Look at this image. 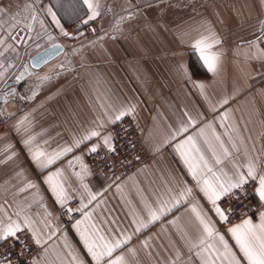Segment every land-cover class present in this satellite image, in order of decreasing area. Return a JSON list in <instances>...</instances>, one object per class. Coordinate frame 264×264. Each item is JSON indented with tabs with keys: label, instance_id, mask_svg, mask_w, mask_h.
<instances>
[{
	"label": "crops",
	"instance_id": "1",
	"mask_svg": "<svg viewBox=\"0 0 264 264\" xmlns=\"http://www.w3.org/2000/svg\"><path fill=\"white\" fill-rule=\"evenodd\" d=\"M93 2L99 15L85 24L90 13L83 0H0L5 9L0 15V90L10 79L26 88V108L14 115L9 130L0 131V234L12 222L32 235L36 230L42 251L33 264H96L81 240L85 228L100 244L121 241L105 261L123 257L125 264H203L208 254L192 247L203 235L195 207L224 236L240 264H247L228 231L245 219L221 229L222 221L177 145L193 138L199 149L191 152L193 162L202 169L197 179L214 181L200 155L225 182L239 175L251 179V165L255 198L264 213L257 192L264 176V0H216L213 9L185 13L170 25L150 19L137 33L132 31L137 21L130 17L142 11L139 1L136 6L129 0ZM126 17L130 24L114 29V21ZM28 25L32 32L19 45L11 37L20 28L29 30ZM201 39L220 42L210 50L219 57L214 72L194 47ZM56 42L65 53L41 70L29 69L30 58ZM71 63L77 75L68 69ZM127 109L133 111L114 119ZM126 118L140 130L153 159L121 181L94 174L88 164L91 149L105 146V137H111L112 145L111 128ZM182 126L187 131L179 133ZM92 131L100 135L91 137ZM36 150L59 155L42 167L33 159ZM55 173H60L55 179L68 201H81L85 213L79 220L90 216L80 231L76 223L65 229L57 214L62 206L47 182ZM188 188L191 195L180 197ZM89 192L95 199H89ZM161 206L166 210L149 222V211ZM247 220L259 224L260 216ZM140 222L147 226L137 231ZM209 242L222 251L218 239Z\"/></svg>",
	"mask_w": 264,
	"mask_h": 264
},
{
	"label": "snow or ice",
	"instance_id": "2",
	"mask_svg": "<svg viewBox=\"0 0 264 264\" xmlns=\"http://www.w3.org/2000/svg\"><path fill=\"white\" fill-rule=\"evenodd\" d=\"M83 2L87 6L88 11L90 13L88 19L84 20V23L87 24L90 20L95 19L96 16L99 15V13L97 11V5L93 2V0H83ZM27 7L30 6H26V8ZM48 11L49 14L52 16V20L58 23L55 14L52 13L50 9ZM4 13L5 9L3 7H0V15H3ZM31 19L36 20V17L33 15L31 16ZM16 23L18 24L19 21L17 20ZM28 28L30 29L31 25H28ZM61 31L64 36L69 35V33L63 32V29H61ZM11 38L16 39V37L14 36ZM3 43L4 41L0 40V44ZM219 43L220 42L218 40L209 43L206 39H201L194 44V47L200 51L201 58L208 67L209 71L214 72L216 70V65L219 57L211 53L210 50L215 46V44ZM9 47H11V45H9ZM44 79H47V77H45ZM199 87L202 88L203 86L199 85ZM224 103H227V100H225ZM131 111H133V109L121 110L115 116L114 119L120 120L122 117L128 115ZM110 122L114 121L110 120ZM189 122H191L190 119ZM178 131L179 133L186 132L187 127L182 126ZM99 135L100 133L97 131H92L90 133L91 137ZM87 139H89V136L84 137V140ZM217 139H219V137H217ZM110 140L111 137H105L104 145L108 147L109 151H113L114 149L110 144ZM26 143L30 145L31 141H27ZM76 143L77 146H79L80 142L77 141ZM186 146L189 147L186 148ZM221 147H223V145H221ZM193 149L197 153L199 152V149L196 148L195 142L192 137H188L183 143L177 145V151L180 152L185 164L188 165L189 171L192 174L193 179L196 180L197 184L201 186V192L212 204L213 209L219 216L220 220L227 221L228 217L225 212L222 211L221 207L218 206V201H220L222 197L228 196L230 193H232L233 189H241L247 183V180L245 179V176L239 175L235 181H233L232 179H229L226 182L222 181L221 178L212 171V168L208 166V163L203 155H200L198 160L199 162H202L203 168L207 169V172L212 173L214 181L209 180L207 178L197 179L202 169L200 168L199 163L193 162L194 157L191 155ZM96 150L97 149L95 147L91 149L92 152H96ZM64 151H71V149H65ZM224 154L228 155L227 149H224ZM58 155L55 157H48L44 152L36 150L35 152H33V159L37 164H40L42 167H47L48 165L52 164L56 158H58ZM213 155L215 156V153H213ZM216 162L220 163V160L217 158ZM59 175L60 173H55L53 175L48 176L47 182L51 186L52 191L55 193L57 201L61 204L62 207H64L69 197L65 193L63 186L60 183L56 182L55 178ZM247 176L254 180L256 179L255 170L251 165L248 166ZM258 183L259 187L257 189V192L260 200L264 201V176L259 177ZM28 187L31 188L33 187V185L29 184ZM84 187L87 190V185H84ZM191 192L192 189L188 188L185 191L181 192L179 195L180 197H184L185 195H191ZM89 199H95V196L92 195V193L90 192ZM82 208L83 205L80 209L76 210L82 211ZM165 210L166 208L164 206H161L160 208H157L155 210H150L149 222L159 219V213ZM192 211L203 229V235L200 237L198 243H194L192 247L200 248L203 252L208 254V257L206 260L203 261V264H216L217 260H222L224 264H240V260H238L236 255L231 251L224 236L216 233L213 227L201 216V214L196 210L195 207L192 208ZM67 212L71 213L73 212V209L67 208ZM88 219H90V216L84 217V220ZM84 220L76 221L75 227L77 231H80V226L84 223ZM25 223L28 224L29 222L26 220ZM146 226V224L140 222L136 230L140 231L141 227ZM92 227L94 228L95 226L92 225ZM19 231V224H16L14 222L9 223L6 227L3 228V232L2 234H0V240L7 239L9 237H14ZM228 231L230 232L232 238L235 240V243L239 247V250L243 254V257L247 260V264H264V213L260 215L259 224H254L251 220L245 219L241 224L230 227ZM33 236L35 238V242L37 244H40L41 240L39 236L36 235V230H33ZM80 236L85 248L87 249L89 255H91L92 259L96 262V264H125L123 257H119L111 261H105V257H111L113 252L120 247L121 241L117 240L114 243L105 242L103 244H100L98 243V240L97 238H95L94 234L90 233L87 228H85L83 231H80ZM103 239L104 238L102 236L99 237V240ZM212 239H218L219 244L222 247V251L220 249L215 248L214 245L209 242ZM196 254L200 256L201 252L198 251ZM73 260L75 261V257H73ZM81 264H83V262H81Z\"/></svg>",
	"mask_w": 264,
	"mask_h": 264
},
{
	"label": "built area",
	"instance_id": "3",
	"mask_svg": "<svg viewBox=\"0 0 264 264\" xmlns=\"http://www.w3.org/2000/svg\"><path fill=\"white\" fill-rule=\"evenodd\" d=\"M40 2L41 0H33ZM216 0H187L183 12L198 11L202 5L212 6ZM177 5H179L177 3ZM179 10L177 7L173 9ZM80 25L73 27L78 30ZM116 34V32H115ZM264 47V44H263ZM73 75L79 73L78 68L71 63L68 68ZM12 82L10 79L0 90V97L4 95ZM25 85L17 83L15 92L5 98L0 109L3 114L0 118V130H7L16 113L26 108ZM112 148L109 151L107 146H102L88 157V164L91 171L96 175H105L114 181H121L134 174L138 169L153 159V155L148 151L144 143L142 134L136 124L130 118H126L116 123L111 128ZM256 180L248 179L241 189H235L228 196H224L218 202V206L228 217L227 221H222L221 229H227L244 219H255L263 211L262 205L257 203L255 198ZM82 206L78 198L70 199L64 207L57 211L65 229H70L85 213V209L77 211ZM67 208H72L73 212L68 213ZM41 247L35 242L32 233L24 228L16 236L9 237L0 243V264H33L34 260L41 254Z\"/></svg>",
	"mask_w": 264,
	"mask_h": 264
},
{
	"label": "rangeland",
	"instance_id": "4",
	"mask_svg": "<svg viewBox=\"0 0 264 264\" xmlns=\"http://www.w3.org/2000/svg\"><path fill=\"white\" fill-rule=\"evenodd\" d=\"M129 1L131 3V6L132 5L136 6L135 3H137V1H139L140 4H142V6H140V8L142 9L141 12L136 11L135 13V11H133L131 17L129 16L130 19H136L137 21V24L133 25L134 28L132 29V31H136V33L139 32L140 29L142 28L141 26L146 24L150 19H153V21L157 23L158 25H170L174 23L179 17H182L185 13H187V12H183L185 10V2L187 0H137V1L129 0ZM177 3L179 5H177ZM214 3L215 2L212 3L211 7L209 6L211 9L214 8ZM205 6L206 5H202L199 10L201 9L203 10ZM177 7L179 8V10H182V11L173 10V9H176ZM129 17L122 19V21H119V20L114 21V23L112 24L114 29L119 30L121 28H118V27H120L123 24L126 25L127 23H129L131 21ZM79 36L77 37V39H80L82 37V36L80 37ZM7 130H9V128ZM2 131H5V130H2Z\"/></svg>",
	"mask_w": 264,
	"mask_h": 264
},
{
	"label": "water",
	"instance_id": "5",
	"mask_svg": "<svg viewBox=\"0 0 264 264\" xmlns=\"http://www.w3.org/2000/svg\"><path fill=\"white\" fill-rule=\"evenodd\" d=\"M31 32L32 27L29 30L25 28H20L15 36L16 39L14 40L17 41L19 45H21L26 42ZM65 51V46L60 42H56L33 55L28 62L29 69L34 71L41 70L42 68L62 56ZM17 83L18 80L16 79L9 84V88L11 89L5 91L4 95L0 97V106L4 102L5 98L11 96L15 92V86L17 85Z\"/></svg>",
	"mask_w": 264,
	"mask_h": 264
}]
</instances>
